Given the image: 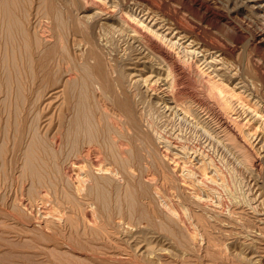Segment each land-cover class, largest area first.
<instances>
[{
    "label": "bare ground",
    "instance_id": "obj_1",
    "mask_svg": "<svg viewBox=\"0 0 264 264\" xmlns=\"http://www.w3.org/2000/svg\"><path fill=\"white\" fill-rule=\"evenodd\" d=\"M178 1L182 5V7L189 12L188 14H191L193 19L195 18V20L197 19L199 21V23H197V25H195L191 21H189V20H192L191 17H190L191 19L187 20L188 18L186 19L184 16L180 15V13H181L180 10H176L175 7H173L174 4L171 5V2L167 3L166 1H163V0H61V3L63 4V6L65 8L64 15L66 17L65 24L62 23V27H63V29L65 27V29H66V31H64L65 33L68 32V34H66V36H64V37H66L65 40L68 38L67 35L68 36L70 35L69 38L71 40H69V41L70 42L72 41V45L75 47V50L79 53V55L77 54L78 58H80V59L82 58L81 60H83L85 63V64H83V63L79 62L80 65L78 64L75 66L80 67L81 65H83V66L86 65V67H88L89 69H86L85 67L83 68V66L81 68L85 69V71L91 70L92 72L91 71H89V73L85 72L86 74L82 73V75L84 74L86 76L88 73L89 78L94 75V77L91 78L92 80L91 79L90 80L95 83L96 89H91V91L96 90L94 92L96 94L95 96H98L97 93H99V94L103 93V95L100 94L101 97L98 96L99 99L96 100L97 97H95V100H94V98H93V101L95 103L93 102L91 104H95V106H96L99 103V105H100L99 101L105 102V100H109L112 103V106H111L112 111L108 112L111 114L109 116L110 120H108V122L111 123V125L108 124V127H110V129H111L110 130V136L108 135V138H107L106 135L102 134L103 136H106L105 137L106 142L110 141L109 143L107 142L108 143V145H107L108 151L107 152H104V149H105V145L103 143L104 141L101 139L100 133H97L98 129L96 128V130H94L95 128L92 127V125L88 126V127L91 126L89 129H91V128L92 129L94 128V129H93V131L88 133V136L85 135L87 137L86 141H84L85 140L84 139L85 136L83 137L84 133L81 136L82 139H84L82 141L85 142L87 147L82 146L81 145L82 141L80 142L81 139H79L78 136L75 135V134H79L78 132L80 131V129H79V131L77 129L76 133L74 131L75 134L74 133L73 134L75 136L73 135V137H72V136H70L71 134L68 133V130L66 131L68 134L64 133L65 127H63L64 124H62L61 122H59L60 125H59V123H57L59 126L57 128L55 127L56 129L52 133L50 132L51 135L49 134L50 135V142H51L50 143L51 153L58 154L57 152H59L60 146H63L66 142L69 143L71 141V139H70L71 137L73 138V142H76L75 144H78V147L75 150L76 151L75 154L72 156L69 155V160H70V161H68V163H70L69 166H65L66 168L65 169L63 168V170L61 172L62 174H60L62 176H64V175L68 176L69 179L72 178L73 181H71L72 182L71 185H73V187L78 192L83 191L86 187V180L88 179V176H89L88 173L84 172V170L86 169V166H89L92 168V170L94 171V176H96L95 173H97V170L101 171L103 173H107V174L109 173L111 177H112L111 174L115 175L114 177H118L116 175L119 174L121 171L123 173V175H125V176L130 177V176H134V175L139 173V174H141L140 176L146 177V178L148 177L150 179L159 178V180L161 179V181H162V179H164L162 182L168 181V180L169 181H172V180L176 181L177 180L179 182L180 180L181 181L183 180V182H181L180 185L185 187L186 190L189 189L190 187H192V185L194 186V184L192 183V182H194L192 180L193 178L196 180L197 179L199 180V178H201V182H203V180H205V179L206 180L208 179L209 182H208V180H207V182L210 184H211V182L214 183V181L216 183L217 178H220V173L223 171L221 168H224V167L219 168L220 170L218 168H216L217 164H215L213 162V159H215V158L211 159L213 156L211 158H209V156H210L209 153H207L209 156L205 157L206 155L203 156L202 155L203 153L200 154V151H199V154H197V152L194 151L193 148H192V150L194 152L190 153V150L188 147H186L185 145H182L178 142L180 139H178V141H177V139H175L172 142H171V140L170 141L166 140V138L162 135L163 133L160 130L161 128L160 127L158 128L159 125L157 126V124H155V121L153 120L152 115L154 112L159 113L162 116L161 119L165 118L166 121L173 120L174 118H177V117H182V118L188 119L190 123L192 121V123L199 129V131L202 133V135H204V137H206V142L215 143V147L220 146V148H223V149L225 148L226 150H228L233 155V156L230 155L229 157H231V156H232L231 158L235 157L236 159H238L239 163L242 162L241 164H238V165H242L243 163L245 164V162H247V161L249 163L250 162L249 160L252 157V154L255 153L256 151L263 153L261 155L264 156V75H262V74L260 75V73L259 74L256 73L257 71H254L255 72L254 75H251V76L248 75L249 77H247V75H244L243 72L240 70L242 67L239 68V64L231 63L228 60V58L226 56L225 49H224V47L221 46L222 42L220 44L219 43L220 41L217 40V38H215V37L213 38V36L212 37L209 36L210 35L209 32H208L209 35L206 33V31L204 29L205 27L203 28L202 27L203 25H201V24H203L202 22H204L205 25L208 24V22L210 23V25L212 23L216 24L220 20L219 17H221L220 16L221 14H219V12L217 10L218 5L215 6L216 4L213 2V0H178ZM237 3L235 2L234 4L238 5V7L239 6L241 7V4H237ZM241 3L244 4L245 6H248L251 9V10L248 9L250 12V17H246V18H248L250 21H253L255 26L256 25L259 26L260 32L256 35V38L259 37L258 43L264 45V0H244ZM52 4H53V2H52ZM4 6L8 7V4H6ZM3 9H5V8H3ZM7 9L10 10L9 8H7ZM6 10H3V11L6 12ZM8 10H7V12H8ZM10 12H11V10H10ZM10 12H9L10 15L7 13V15H9V17H10V18L9 17L7 18V20H9V23L11 21H13L11 19V13ZM181 14H183V11ZM1 19H3V18L0 17V20ZM243 20H240V22L243 23ZM62 21H64V20H62ZM3 22L5 24L6 21L3 20ZM9 23H8V25H10ZM12 23H14V25L17 24L16 20L13 21ZM17 25H19L20 28L24 27L23 24H21L22 26H20V24H17ZM12 27L14 28V26H12ZM17 27L18 26H16V28ZM19 27L17 28L18 30H20ZM8 28L11 30V26H8ZM18 30H16L15 33L13 31L12 32L10 31L11 33H9L7 30L8 37L10 39L13 38L15 36L16 32L19 33ZM22 30H24V29H21L20 32L21 33L23 32V36H24V33L25 32L27 33V31H22ZM43 30H46V29H43ZM46 31H48V30H46ZM42 32H44V31H42ZM26 33H25V35H26ZM29 33L30 32H28L27 34L30 36L31 34H29ZM29 38H28L29 43L30 44L34 43L33 40H30ZM11 45H12V49H14L13 42L11 43ZM31 45H33V44H31ZM31 45H29V46H31ZM35 46L36 45H34V47ZM73 46L70 48H74ZM253 46L256 47V44L253 43ZM35 50H38V49L35 48ZM70 50H73V49H70ZM76 51H75V53H76ZM50 52L51 51H49V54H50ZM33 54H34V52H33ZM52 54H54L53 51H52ZM52 54H51V56H52ZM65 55L66 54H64V56ZM51 56L49 55V57H51ZM66 57H68V56L66 55ZM70 58H71V56H70ZM73 58H74V60H76L75 57H73ZM261 58L264 61V53L261 55ZM63 59L65 60L66 58H63ZM34 60H36V59H34ZM66 60H71V59H69V57H68V59H66ZM77 60L79 61V59H77ZM72 61H69V62L66 61V62L71 63L72 65H74L75 62L78 63L77 61L72 63ZM231 61H232V59H231ZM34 63H35V61H34ZM37 63H40L39 60L37 61ZM239 63H241V61ZM60 64H62V62H60L58 64L57 69H59L58 67ZM42 66H43V63H42ZM45 66L46 65H44L43 67H45ZM60 66H61L60 70L63 71L64 69L62 68V65H60ZM43 67H41V68L39 67V68L42 70ZM47 67L48 66H46L45 68H47ZM49 67H52V66H50V64H49ZM70 67H72V66H70ZM79 67H77V68H79ZM16 68L21 70V68H19V66ZM64 68H66V65ZM81 68H79V69H81ZM57 69L55 70V72L57 71ZM69 69H67V70L68 71L73 70V69H71V70H69ZM75 69H76V67H75ZM37 70H38V68H36V72H37ZM60 70L57 71V73L60 72L59 74H54V76L58 75L57 79L59 76H61L60 78H63V74ZM15 71L17 74H14ZM15 71L13 69L14 73L12 72L9 75L10 76L12 74L14 76L18 75L17 70H15ZM43 71H45V69ZM53 71H51V73ZM80 72H81V70H80ZM80 72H78V73H80ZM45 73L48 74V72H45ZM90 73H93V75ZM80 74H78L79 77L81 76ZM67 75H68V72H67ZM78 75L76 74L74 76H76V78H78L77 77ZM10 76H8V77H10ZM14 76H11V77L14 78ZM48 76L50 77V74ZM88 76H86V78ZM8 77H7L8 85L10 84L9 80H10V82L14 81V80L18 81V82H14V83H18V84L21 83V81L19 83V80L21 78L18 79V76H17L18 80L17 79L12 80L11 77L10 78H8ZM49 77H47V78H49ZM40 78H42V76ZM79 79L81 81L82 78H79ZM34 80H35V76H34ZM51 80H52V78H51ZM66 80L63 82L64 85L66 84L65 82H69V84H71L70 81H66ZM22 81H23V79H22ZM58 81H59V79H58ZM60 81H62V80H60ZM80 81L76 79L74 84H77V82L79 83ZM87 81L88 80H86V82ZM91 81H88V82H91ZM83 82H85V81H83ZM86 82L83 85H86ZM42 83H40V84H42ZM49 83H51V82H49ZM74 84L72 86H74ZM53 85L54 84L52 83V86ZM64 85H63V87H64ZM89 85H90V87L94 86L93 84H92L93 85L92 86L91 83ZM5 86H6V82H5ZM10 86L11 85H9L8 88L6 87L9 92H7L6 90L3 89L4 91H6L8 93L7 94L5 92L9 96L8 97L9 100L11 98L10 96L14 93V92L10 93L11 89L14 90V86L13 87L11 86L12 88L9 89ZM45 86L46 85H43V87L46 89ZM43 87H42V89H44ZM60 87H62V86H59V89L56 91L57 94L63 93V89L67 88V87H64V88H60ZM74 87H77V86H74ZM78 87H80V86H78ZM51 88L53 89V87H51ZM68 88L70 89V85L68 86ZM82 88H85L87 90L88 87L86 88L85 86H82ZM17 89H18V86H17ZM17 89L15 88L16 92L19 91V89L18 90ZM47 89H50V88H47ZM47 89H46V91H47ZM75 89L78 90L77 88H75ZM73 90L74 89H72V92L74 94V92H76V90L75 91H73ZM24 91L25 90H21L20 92L24 93ZM84 91H83V93H84ZM41 92H42V90H41ZM40 93H39V95L41 96ZM32 94H34V93H32ZM52 94H54V92ZM64 94L66 95V93H64ZM64 94H62V95H64ZM86 94H83V95L85 97H89V98H88V100L85 98V101L87 100L90 103V98L94 97V96H92L93 93L90 94L92 97L88 96V93H86ZM68 95H67V97H69ZM76 95H77V97H78V95L80 97V94H78V92ZM0 96H1V94H0ZM15 96H18V95H15ZM15 96H14V98H15ZM4 97L7 98L6 96H4ZM42 97H40V99ZM71 97H74V95ZM21 98L23 101L22 100H20V101H22L23 103H25L26 101L27 102L29 101V103H31L30 98H29V100L25 101L24 100L25 98L19 97L18 100ZM32 98H34V97H32ZM8 99H4V100L6 101ZM15 99H17V98H15ZM38 99H39V97H38ZM44 99H45V97H44ZM57 99L58 98L56 97V100ZM70 99L72 101V98H70ZM47 100L48 99H46V101ZM53 100H54V98H53ZM62 100H63V98H62ZM73 100H76V97L73 98ZM78 100L80 101V98ZM81 100H84V99L81 98ZM5 101H4L5 105L8 104L7 103L8 101L7 102H5ZM20 101H18V102H20ZM36 101H37V99L35 100V102ZM60 101H61V98H60ZM65 101L68 102L67 99H65ZM65 101L63 100V104L64 103L66 104ZM96 102H97V104H96ZM71 103H74L77 106L78 104L80 105L83 102L81 101L80 103L78 102V104H77L76 102L73 101V102H70L69 106L67 104L66 105L68 107H70V106L73 107L74 104L71 105ZM19 104L20 103H18V105ZM56 104H58V103H56ZM63 104L61 103L58 106H60V107L62 106L65 110V108L67 106L64 107ZM105 104L106 103H101V105H102L101 107L106 109V111H108L107 107H109V106H107ZM24 105L25 104H23V106ZM47 105H49V104H47ZM55 105H53V106L55 107ZM32 106L34 107L35 105H32ZM39 106H40V104H39ZM82 106L84 108V106H86V105H82ZM33 107H30V108H33ZM35 107H37V106H35ZM41 107L43 110L44 109L43 106H41ZM68 107L66 108V110L67 109L69 110ZM48 108H50V107H48ZM59 108L58 109L54 108V109L59 110ZM87 108H89V111H90V109H92L94 107L87 106L86 109ZM96 108L98 109V107H95V111H94L95 113L101 112L100 110H103V109H100V107H99V111H98ZM26 110L27 109L25 107V111ZM46 110H47V108H46ZM72 110H74V107ZM78 110L79 109L77 108L76 111H78ZM87 110L86 111L84 110L85 113L88 112ZM92 110H94V109H92ZM109 110H110V108H109ZM50 111H52V109ZM76 111L74 113L71 112V114L73 116H74V114H75V116L78 115L76 113H79V112H76ZM10 112L11 111H9V113ZM61 112H63V110ZM104 112L105 111H103V113ZM27 113H29V110ZM52 113H53V111H52ZM67 113H65V114H67ZM80 113H81V111H80ZM85 113H81L84 115L83 116L80 115V116H82L80 118V120L77 119V116L74 117L78 120L77 121L73 118L74 121H77L79 123L82 118H84V120H85V117H86ZM93 113L91 112L89 114L92 116ZM63 114H64V112H63ZM68 115L70 116V114H68ZM72 115H71V117H72ZM90 115L89 116L87 115L88 116L87 119L90 117ZM100 115L102 116V113H100ZM105 115H107V114H105ZM154 115H155V113H154ZM26 116H28V115L26 114ZM26 116H25V118H27ZM46 116L49 118V115L46 114ZM57 116L58 115H56V117ZM101 116L97 115V117H95L96 119H94V118L93 119L96 122H98L97 118H99V117L101 118ZM104 116H102V117H104ZM156 116H158V114ZM10 117H11V115H10ZM62 117H65V115ZM14 118H16V117H14ZM14 118H11V119H14ZM67 118H65V119H67ZM78 118H79V116H78ZM105 118H106V116L102 119L105 120ZM0 119H4V118L0 117ZM24 119H23V122H24ZM40 119H42V118H40ZM51 119H48V120H51ZM61 119L62 118L60 117L59 121L64 122L63 121L64 119H62V120ZM68 119H69V121L73 120V119L70 120V118H68ZM107 119L108 118H106V120ZM15 120L16 119H14V122H15ZM38 120H39V118H38ZM89 120H90V118H89ZM89 120H87L88 122L84 121V124L89 123ZM6 121L7 120H5V122ZM10 121H13V120H10ZM53 121L55 122L58 120L56 118ZM74 121H72L74 123V125L78 126V124L77 123L75 124ZM19 122H21L20 119H18L17 124ZM23 122H21L20 124L23 125L22 124ZM28 122L29 121L24 123V125L26 127L28 125L27 124ZM1 123H3V121H1ZM1 123H0V125H1ZM9 123L10 122H8L7 124H9ZM37 123H38V121L36 122V124ZM66 123L68 125L71 122L70 123L66 122ZM80 123H81V125L83 124V122H80ZM91 123H94V122H91ZM99 123H101V122H99ZM40 124H37V126ZM42 124L40 125V127L42 126ZM49 124H52V123H50L48 121V124H46V125H49ZM96 124H98V123H96ZM171 124H173V123H171ZM177 124L179 125V123H177ZM14 125L15 124H12V127ZM98 125H96V126H98ZM101 125H104V124L102 123ZM101 125H99V126H101ZM160 125H161V123H160ZM165 125H166V122H165ZM180 125L183 126V124H180ZM1 126L3 128L4 126H6V124H4V126L3 125H1ZM17 126L15 125V127H17ZM28 126H31V125L29 124ZM53 126H54V124H53ZM79 126H80V124H79ZM83 126H86V125H83ZM161 126H163V125H161ZM35 127L33 126L32 128H35ZM46 128H47V126H46ZM48 128L52 129V127H49V126H48ZM98 128L100 129V127H98ZM14 129H12V130H14ZM17 129H15V130L17 131ZM24 129H21V130L24 131ZM102 129L105 130L106 128H102ZM168 129H170V127ZM171 129H173V126ZM179 129H181V128L179 127ZM9 130H10V128H9ZM21 130H20V132H17L16 137L12 136L14 134L11 133L12 138H14V140L12 138H11V140L14 141V142H12L13 143L12 148L14 150H18V152L24 150L23 153H24V159L25 160H21V159L17 160V161L21 160V162L25 161V163H23V164L27 165V167H26L27 169L25 168L24 169L25 171L22 170L24 172V175H26L25 173L27 171V172H30L28 174L31 176V179H33L36 182H39L40 184L42 182L45 183V182H48L50 180L49 182H53L56 185V182H55L56 180H54L53 176H52L53 175L52 169L54 168V166H55V168H57L56 166L58 165V160H59L58 156L54 155V157H52L50 155V153H48V155H49V157H48L47 153L44 151L45 148H43V146H41L39 144L40 142L38 141L39 143H37L35 141L36 139L34 140L33 137H32V139L29 138L31 141L29 139L24 140L25 134H24V132H21ZM25 130H27V129H25ZM29 130H33V129H29ZM81 131H83V130H81ZM2 132L3 133L6 132L5 128L3 129ZM2 132H0L1 138L4 140L7 139V138L2 137ZM9 132H6V133L9 134ZM15 132H13V133H15ZM27 132H30V131H27ZM35 132H37V131H35ZM37 133H39V132H37ZM176 133H174V134H176ZM33 134H35L34 138H36V133L33 132ZM27 135H28V133H27ZM29 135H30V133H29ZM42 135L43 134H40V136H42ZM49 135H47V136L45 135V136L48 138ZM8 136H6V134L4 133V137H8ZM11 136H9V137H11ZM31 136H33V135H31ZM40 136L38 137L39 139H37V140H40V138H41ZM179 136L181 137V135H179ZM46 137H45V139H46V143H47ZM9 140H10V138H9ZM9 140H8V142H9ZM11 140H10V142H11ZM23 140L25 141V143L23 142ZM27 140L29 141L28 143H26ZM42 140H41V142H42ZM1 143H3V142H1ZM4 143L9 146L8 143H6V142H4ZM23 143L25 145L27 144L26 146H24L25 147L24 149L22 148ZM3 144H0V145H3ZM135 144L137 145L136 147H135ZM71 146H72V144H71ZM206 146L209 147L208 144ZM206 146H204V147H206ZM212 146H214V145H212ZM4 147H5V145H3V147L0 146L1 152L3 150L2 148H4ZM7 147L5 149L8 152L9 148H7ZM159 147L164 150L165 153L163 152L164 153L163 155L159 154V150H158ZM61 149L62 148H60V150ZM190 149H191V147H190ZM198 149H196V150H198ZM52 150H54L55 152L54 151L52 152ZM66 150L67 149L65 148L62 151H66ZM135 150H137L138 152ZM131 151H135L134 155L130 154ZM1 152H0L1 156H6L9 153L8 152L6 154L5 151H3L4 154H6V155H4V154H1ZM69 152L72 154V151H69ZM69 152H67V153H69ZM13 153H15V151ZM64 154H66V153H64ZM104 154H106L109 157L110 161H109V159H108V162H107V160H106V162L104 161L105 160ZM19 155H22V154H18V156ZM254 155L256 156L257 154H254ZM259 155H257V156H259ZM255 156H253V157H255ZM10 157H11V155H10ZM11 158H13L11 160V161H13L14 158L18 159L19 157L14 156ZM11 158H9V160L7 159V161H10ZM189 158H191V160H194V164H195L194 169L195 170L197 169V171L200 172L202 177H200V176L196 177V176H194L193 173L189 174L188 173L189 170H192V169H188V170H186L187 172L186 171L184 172V170L186 169L188 161H190V160H188ZM255 158H253V159L255 160ZM5 159H6V157H5ZM106 159H107V157H106ZM262 159H264V158H262ZM14 162L15 161H13V164L15 165ZM252 162L254 163V161H252ZM21 164H20V166H21ZM44 164H48L47 168L48 169L50 168L49 171L47 170L46 167H44L45 166ZM143 164L145 165V167L143 166ZM190 164L192 166L191 162H190ZM218 164H219V162H218ZM250 164H251V162H250ZM137 166H138V168H137ZM141 166H143L144 168ZM191 166L189 165L190 168H192ZM184 167H185V169H184ZM28 168H30V169H28ZM91 168H89L88 170L91 171ZM252 168H251V170H252ZM22 171L20 170L19 172H22ZM54 171H56V170H54ZM58 171H60V170L58 169ZM137 171H139V172L137 173ZM197 171H195V172H197ZM192 172H193V170H192ZM224 173H226V172H224ZM20 174H23V173H20ZM60 175H58V176H60ZM119 175H121V174H119ZM221 175L223 176V174H221ZM21 176L23 177V175H21ZM114 177H112V178H114ZM183 177H184V179H183ZM221 178H223V177H221ZM224 178H225V176H224ZM56 179H59V178H56ZM69 179H68V181H69ZM206 180L204 181V183L206 182ZM169 181H168V183H170ZM173 182H171V183H173ZM186 182H190L191 184L186 183ZM222 182H220V183H222ZM61 183H63V182H61ZM255 183H258V182L255 181ZM216 184L217 185H215V186L217 187L218 183H216ZM59 185H61L60 182H59ZM200 185L201 184H199V186ZM223 185H225V184H223ZM258 185H259L258 187H260V188L257 187L259 189L258 190L259 192L255 193V195L253 196V199L250 198L251 200H254V198H255V203H254V205L251 204L252 205L251 207L249 206L251 208V210L254 211L255 220L259 222V226L257 223L255 224V226L257 225L259 227L257 229L258 232L255 231L256 229L252 230V231H254L255 235H253V237H251V238L245 239L243 242H239L241 240L237 241L236 239L232 240L233 238L229 242H226L227 240L225 241L227 244L229 243V245H227V246H229L230 247V248L228 247L229 250H232V252L234 253V257H236L237 260L242 261V263H244V264H261V262L263 261V258H264V255H261L259 253V251L257 250L258 247H256V242H255V241L259 240L262 236H264L263 235L264 232H261V228H264V189H263V187H261L260 184H258ZM176 186H177V184H175V189L177 188ZM203 186L204 185H201V187H203ZM64 187H65V184H64ZM173 187H174V185H173ZM62 188H61V190H64V188L63 189ZM208 188L203 189L202 191L200 190V188H194V192L192 194L190 193L191 194L190 198L192 199V202L195 204V206L197 208H201L204 210L207 208V210H210L209 212H215V209L217 210L218 208L223 209L224 206H223V202L220 200L221 197H220V199L216 198V196L214 197V195L212 193V191L215 190V187L213 188L211 185ZM92 189L90 188V190H92ZM102 189H104V188L101 185H97L94 188V190L97 191V193H98V190L103 191ZM58 190L59 189L57 188V185H56L55 191L57 192ZM61 190H60V192H61ZM189 190H192V189H189ZM95 191H93L94 192L93 194H95ZM100 191H99V195L101 196L102 194H100V193H103L105 191H103V192H100ZM182 191H185V190L183 189ZM232 191L236 194V192L234 190H232ZM189 192H191V191H189ZM189 192H188V195H189ZM39 193H42V197H44L47 195V189L42 188V190ZM90 193L92 194V192H90ZM183 194H182V196H183ZM99 195H95V196L99 197ZM179 195H180V193H179ZM104 196H106V195H104ZM234 196H236V198H237V194ZM102 198L104 199L103 201H105L106 197L102 196ZM131 198H133V197H131ZM237 199H239V198H237ZM234 201L236 202L235 199H234ZM133 203H132V205L134 206ZM237 204H236V206H237ZM24 205L25 204H23V207H24ZM166 206H168V209H170L169 208L170 205H166ZM183 206H184V204H183ZM170 207H172V205ZM229 207H230V203H229ZM173 208L170 211H174L176 209L175 207H173ZM182 208H185V207H182ZM234 211H235V208L230 209V217H231L232 213H235L237 210L235 212ZM209 212L207 214H209ZM24 213L21 212L18 215L14 216L15 221L13 222V224L12 223L11 224L17 225L18 223H20L22 221V219H25V221H26V217H25ZM66 213L67 212L64 211V209L60 210V211L58 209H54V211L49 210V209L48 210H42L40 212V214H42L41 218H43L42 220L46 219V221H44V223H43V229L46 230L47 232H49L48 235H49L51 240H56V241L61 242V246H62V244H64L67 248L69 247L71 249L72 247H75V249H76L78 246L77 245L74 246L73 244H74V242L76 243V241L78 242V240H77L78 237H76V241H72L73 242V244H72V242L69 243V242H66L65 240H60L59 234H58V236L55 235V233L57 232L56 230H55L56 232H53L55 229L54 226L57 225L54 222V220L56 218H58V217L62 218L65 216L64 219H66L65 221L67 223H68L69 219L72 218V216L69 215L70 212L68 214H66ZM219 213L222 214L223 216H225V215L229 216V214L227 212L226 213L225 212H219ZM29 214H32V213L30 212ZM172 214H174V213L172 212ZM55 215H58V216L55 217ZM238 215H239V213H238ZM26 216H28V215H26ZM50 217L54 218V220L53 221L50 220V222H49L48 218H50ZM84 217L89 221V224H92V226H94L95 224L100 222V221H98L99 218L97 219V217H96V209H94V210L90 209V211H85ZM235 217H237V216H235ZM206 218H207V216H206ZM210 218L212 220H215L216 217L214 215H211L208 218V220H210ZM100 219H102V218H100ZM201 219L202 218H200V220ZM226 219L227 218H225V220ZM37 220H39V219H37ZM102 220H104V219H102ZM206 220H204V221H206ZM238 220H239V217H238ZM65 221H63V222H65ZM104 221H107V220H104ZM178 221H179V219H178ZM235 221L237 222V220H235ZM39 223H40V221H39ZM195 223H193V225H195ZM208 223L210 224L211 221ZM230 223H232V222L230 221ZM230 223H227V224L229 225ZM254 223H255V221H254ZM62 224H65V223H62ZM196 224L199 226L198 223H196ZM84 225H87V227H88V223L84 224ZM84 225H82V226H84ZM98 225H100V224H98ZM102 225H100L99 227H101ZM193 225H192V227H193ZM211 225L213 226V223ZM5 226L7 227V225H5V224L2 225L0 223V246H2V248L7 250V251H10V252L15 251L16 252V249L20 245V242L18 243L19 240L17 241L16 239H15L16 240L15 241L11 238H8V239L2 238L3 236L1 234L3 233V235H4L5 232H8V228H6ZM39 226L41 227V224ZM39 226H38V228H39ZM215 226H217V225H215ZM223 226H225V224ZM235 226H237V225H235ZM17 227L18 226H16V229H19ZM25 227H26V229L25 228H23V229L26 230L27 232H25V233L28 234L29 230H27V226H25ZM63 227H62V229H63ZM99 227H97V228H99ZM243 227H245V226H243ZM248 227L249 226H247V228ZM74 228L79 229V227H76V226L73 227L72 229L74 230ZM101 228H104V227H101ZM199 228H200V226H199ZM209 228H211V226ZM59 229H60V227H59ZM92 229L93 228H91V230ZM194 229H195V227H194ZM251 229H253V228H251ZM80 230H82V232H80ZM89 230H90V228H89ZM101 230L103 231V229H101ZM199 230L196 233H199ZM204 230H205V228H204ZM233 230L236 231L239 229H233ZM13 231L16 232L15 230H12V232ZM107 231H105L106 234H108ZM195 231H196V229H195ZM17 232H19V231H17ZM47 232H45V233H47ZM78 232H80V234L84 233L83 229H79ZM91 232L93 233L95 231H91ZM207 232H209V231H207ZM111 234H113V233H111ZM206 234L207 233H205V236H207ZM208 234L210 235L211 233H208ZM228 234H230V233L228 232ZM6 235H4V236H6ZM11 235H10V237H11ZM48 235H46V237ZM77 235H78V233H77ZM18 236H19V234H18ZM88 236H89V234H88ZM92 236L93 235L91 234L90 238H92ZM193 236H195V235H193ZM197 236L198 235H196V237ZM210 236H212V235H210ZM248 236H250V235H248ZM259 236H261V237H259ZM69 237H70V239L73 238L72 240L75 239V237H71L68 235L67 236L68 240H70ZM80 237H81V235H80ZM103 237H104V234H103ZM18 238H20V237H18ZM211 238H210V240L212 241ZM80 239H82V238H80ZM93 239L94 238H92V241H93ZM97 240H98V238H97ZM222 240H223V238H222ZM211 241H210V243H213V241L212 242ZM259 241H263V240L261 239ZM221 243L216 242V244H220V245H221ZM57 244H58V242H57ZM57 244H55V245H57ZM209 244H208V246H210ZM214 244H215V242H214ZM214 244H212V245H214ZM257 244H258V242H257ZM86 248L89 249V247H87V246H86ZM68 251H70V250H68ZM96 251H94V252H96ZM87 257H89V256H87ZM92 258L93 257H91V259ZM100 258H98V259H100ZM59 260H63V258H61V259L59 258ZM32 263H33V261H32ZM9 264H28V263L27 262L14 261V262L9 263Z\"/></svg>",
    "mask_w": 264,
    "mask_h": 264
},
{
    "label": "rangeland",
    "instance_id": "obj_2",
    "mask_svg": "<svg viewBox=\"0 0 264 264\" xmlns=\"http://www.w3.org/2000/svg\"><path fill=\"white\" fill-rule=\"evenodd\" d=\"M163 1H166L167 3L171 2V5L174 4L175 6L173 5V7H175L176 10H180L181 13L183 11V14H181L178 11L180 13V15L184 16L186 19L188 18L187 20L192 18V20H189V21H191L193 24L197 25V23H199V21L197 19L196 20H195V18L193 19L191 14H188L189 12L182 7V5L179 3L178 0H177L178 2L176 0H163ZM216 1L217 0H213V2L216 4V5L215 4L214 5L215 6L218 5L217 10H218L219 14H221L220 15L221 17H219L220 20L216 24L212 23L211 25L209 22H208L209 25L208 24L205 25V23L202 22L203 23V24H201V25H203L202 27L203 28L205 27L204 29H205L207 34L209 32V34H210V35L208 34L209 36H211V37L213 36V38L214 37L217 38V40L220 41L219 42L220 44L222 42L221 46L224 47L228 60L231 63L239 64V68L242 67L240 70L243 72L244 75H247V77H249L248 75H250V76L254 75V73H255L254 71H257L256 73H258V74L260 73V75L261 74L264 75V61L261 58V55L264 53V45L258 43L259 37L256 38V35L260 32V28L257 25L255 26L253 21H250L248 18H246V17H250L249 10H251V9L248 6H245L244 4L241 3L244 0H221V1L218 0L217 2ZM52 2H53V4H52ZM235 2L236 3L238 2L237 4H241V7L240 6L238 7V5L234 4ZM6 4H8V7L4 6ZM3 8H5V9H3ZM7 8H9L11 10V12ZM6 9L8 10V12ZM3 10H6V12H4ZM64 11H65V8H64L63 4L61 3V0H0V17L3 18L0 20V26H1L0 27V86L2 87V88L0 87V89L2 90V91L0 90V94H1V96H0V117L7 120L6 121L7 123L10 122L9 124H7L4 119H0V123H1V121H3V123H1V125L4 126V124H6V126H4L3 128L0 125L1 126L0 132H2L3 129L5 128L6 132L10 131L9 132L10 135L8 133L4 132L6 134V136H8V135L11 136L12 134H14L12 136L16 137L17 132H20L21 129H24L26 127L24 125V123L29 121L27 124L28 125L30 124L31 126H28L26 124L27 127L25 129H27V130H25V129H24V131L21 130V132H24V134H25L24 140L29 139V138L32 139V137H33L34 140L36 139L35 141L37 143L40 142L39 144L41 146H43V148H45L44 151L47 153L48 157H49L48 153H50V155L52 157H54V155H56L59 158L58 165L56 166L57 168H55V166H54V168L52 169L53 170V172H52L53 179L56 180L55 182H56L57 188L59 189L56 192L55 191L56 185L53 182H49L50 180L48 182H45V183L42 182L40 184L39 182H36L33 179H31V176L28 174L30 172L26 171V173H25L26 175H24L23 171H25L24 169L27 167V165L23 164V163H25V161L21 162V160H25L24 159V153H23L24 150L23 151L19 150L20 152H18V150H14L12 148V146H13L12 142H14L11 140L12 136L11 137H9V136L4 137V133L2 132V137L7 138V139L4 140L0 136V141L3 143L4 142L8 143L9 146L6 145L5 143L3 144L0 142V144L5 145V147L2 148L3 149L2 152H1V150H0V152H1V154H4L3 151H5L6 154L8 152L9 153L7 155L4 154L6 156L0 155V160H1L0 161V223L2 225H4V224L7 225V227L6 226L5 227L8 228V232H5V234H4V235L7 234L6 235L7 237L4 236L3 233L1 235L3 236L2 238H7V239L11 238L13 240L16 239L17 241L19 240L18 243L20 242V245L16 249V252L15 251H11V252L7 251V250L3 249L2 246H0V264H9V263H12L14 261L27 262L28 264H244V263H242V261H239V260H237L236 257H234V253L232 252V250H229L230 247L227 246V245H229V243L227 244L226 242L231 241L232 238H233L232 240L236 239L237 241L241 240L239 242H243L245 239L251 238V237H253V235H255L254 231H252V230L256 229L255 231H257V229L259 228L258 227L259 222L255 220L254 211H252L250 207L252 205H254V203H255V198H254V200H251V199H253V196L255 195V193L259 192L258 188H260V187H258L259 186L258 184H260L261 187H263V189H264V163H263L264 159H262V158H264V156L261 155L263 153L256 151L255 153L252 154V157L255 156L254 154H257V155L260 154L259 155L260 157L256 155L255 157L257 159L255 157H253V158H255V160L251 157L249 160L251 162V164H250V162L248 163V161H247V162H245L246 165L244 163H243L244 165L243 164L238 165V164H241L242 162L239 163L238 159H236L235 157L231 158L233 155L228 150H226L225 148H224L225 149L224 150L223 148H220V146L215 147V143L206 142V137H204V135H202V133L192 123V121L190 123L188 119H185L182 117H177V118H174L173 120L166 121L165 118L161 119L162 116L159 113L154 112L155 115H154V113L152 115L153 120L155 121V124H157V126L159 125L158 128L159 127L161 128L160 130L163 133L162 135L166 138V140H168V141L171 140V142H172L175 139H177V141H178V139H180L178 142L180 144L188 147L190 150V153L191 152L193 153L194 151H196L197 154H199V151H200V154L203 153L202 154L203 156L206 155L205 157H208L210 155L209 158H211L213 156L211 159H213V158L216 159V160L213 159V162L215 164H217L216 168L219 169L221 167H224V168H221L223 171L222 170H221L222 172L220 171L221 172L220 178H217V180H216V183H218L217 187L215 186V185H217L215 183V181H214V183L210 181L211 182V184H210V183H208L209 182L208 179H207L208 182L205 179L207 183L206 182L204 183L205 180H203V182H201V178H199V180L198 179L196 180L193 178L192 180L194 182H192V183L194 184V186L192 185L193 188L192 187L189 188L192 190H189V189L186 190L185 187L180 185L181 182H183V180L182 181L180 180L178 182L177 180L174 181L171 179L172 181L168 180L170 183H168V181H164L165 182L164 183V182H162L164 179H162V181H161V179L159 180V178L150 179L148 177L147 178L142 177V176H140L141 174L138 173L139 171H137V173L139 175L136 174V175L130 176V177L123 175V173L120 171L119 174H121V175L117 174L116 176H118V177H114L115 175L111 174L112 177H114V178H112L109 173L107 174V173H103V172L97 170V173H95L96 176H94V171L92 170V168L89 166H86V169L84 170V172L89 174L88 179L86 180V187L83 191L78 192L73 187V185H71L72 184L71 181H73L72 178L69 179L68 176H66V175H64V176L60 175V174H62L61 172H62L63 168L65 169L66 168L65 166H69V164H70V163H68V161H70L69 155L70 156L74 155L76 152L75 150L78 147V144H75L76 142H73V138H72L73 135L77 132L76 131L77 129H78V131L80 129V131L78 132L79 134H75V135H77L78 138L81 139L80 140V142H81L84 139H85L84 141H86L87 137L85 135L88 136V133L93 131L94 128H95L94 130H96V128H97L98 129L97 133H100V137L104 141L103 142L105 145L104 152L108 151L107 145L110 141H107L108 142L107 143L105 137L107 136V138H108V135L110 136V130L111 129H110V127H108V124L111 125V123H109L108 120H110L109 116L111 114L108 112L112 111V109H111L112 103L109 100L104 99L105 102L99 101L100 105H99V103L97 104V102H98L97 101L96 106H95V104H91L94 102L93 98L95 100V97H97L96 98V100H97V99H99L98 96H100V94L103 95V93L99 94L96 92L98 94V96H95L96 94L94 92L96 90L91 91V89H96L95 83L91 81L92 80L91 78H93L94 75H93V73H90L93 76L91 75L92 77L89 78L88 73L91 70L85 71V69H83L84 67L86 69H89L88 67H86V65H84V66L81 65L80 67L75 66L78 64L80 65V63H83V64H85V63L83 60H81L82 58L81 59L78 58L79 53L75 50V47L72 45V41L71 42L69 41V40H71L69 38L70 35L69 36L67 35L68 40L67 39H66L67 41L65 40L66 37H64V36H66V34H68V32L65 33L64 31H66V29H65V27L63 29V27H62V23L65 24V19H66L65 15H64ZM9 12L11 13V19L13 21L16 20L17 24H20V26H22L21 24H23L24 27L20 28L19 25H17V24L14 25L15 22L12 23L13 21H11L9 23V20H7V18L10 15ZM7 13L9 15H7ZM3 20L6 21L5 24H4ZM62 20H64V21H62ZM240 20H243V23L240 22ZM8 23L10 25H8ZM8 26H11V30L8 28ZM12 26H14V28ZM16 26H18L20 30L24 29L22 31H27V33L30 32L29 34H31V35L29 36L25 32L26 35L24 33V36H23V32L21 33L20 30L17 29L18 27L16 28ZM43 29H46L48 31L43 30ZM7 30L9 33H11L12 31L15 33V31L18 30L19 33L16 32L15 36L10 39L8 37ZM41 30L44 32H42ZM27 37L30 40H33L34 43H31L33 45H31L29 43V40ZM12 42H13L14 49H12V45H11ZM253 43L256 44V47L253 46ZM29 45H31L32 47ZM34 45H36V46L34 47ZM72 46L74 48H70ZM35 48L38 50H35ZM70 49H73V50H70ZM74 50L76 51V53ZM49 51H51L50 54H49ZM52 51L54 52V54H52ZM33 52H34V54H33ZM51 54H52V56L53 55L54 56L52 57ZM64 54H66L69 57V59H71V60H66V59H68V57H66V55L64 56ZM49 55L51 57H49ZM70 56H71V58H70ZM73 57H75L76 60H74ZM63 58H66V59L64 60ZM34 59H36V60H34ZM77 59H79V61ZM231 59H232V61H231ZM238 59L241 61V63H239L240 61ZM38 60L40 63H37ZM34 61H35V63H34ZM64 61L65 62L66 61H68V62L72 61V63L77 61L78 63L75 62L74 65H72L71 63H68V62L65 63ZM58 62L59 63L62 62V64H60V65H62V68L64 69L63 71L60 70V67H61L60 65L58 67L59 69H57V66L59 64ZM42 63H43V66L46 65L48 67L47 68H45L46 66L43 67ZM49 64L52 67H49ZM65 65H66V68H64ZM18 66H19V68H21V70L16 68ZM38 66L40 68L43 67L45 69V71H43L44 70L43 68L41 70ZM70 66H72L73 68ZM74 66L76 67V69ZM82 66H83V68H81ZM77 67H79L81 69H79ZM36 68H38L37 72H36ZM13 69H14V71L17 70V72H18V75H16V76H14L13 74L11 75V76H14V78L9 75L13 72ZM56 69H57V71L60 70L63 74V78H60L61 76L58 77L59 81L57 79L58 75L54 76V74L60 73V72L57 73V71L55 72ZM67 69H69V70L73 69V70L68 71ZM80 70H81V72H80ZM51 71H53L54 73L53 72L51 73ZM77 71L80 72L81 74L78 73ZM45 72H48V74ZM67 72H68V75H67ZM85 72H88L86 75V76H88L87 78L84 74L82 75V73H85ZM14 74H17L16 71ZM49 74H50V77L48 76ZM76 74L77 75L80 74L81 76L79 77V75H78L77 76L78 78H76V76H74ZM8 76H10L12 80L17 79V76H18V79L21 78L19 80V83L21 81L20 84L14 83V82H18V81L14 80V81L10 82V80H9V83H10L9 85H11L12 87L14 86V90L11 89L12 88L11 86L9 88L12 90V91L10 90V93L14 92L12 95L9 93L11 95L10 100L8 99L9 96L7 95L8 94L7 92H9L7 89L9 87L8 81H7ZM34 76H35V80H34ZM41 76H42V78H40ZM10 77H8V78H10ZM47 77H49V78H47ZM51 78H52V80H51ZM75 78L79 81H80L79 78H82V79L79 83L77 82V84H74L75 80H76ZM22 79H23V81H22ZM60 80H62V81H60ZM65 80L70 81L71 84H69V82H65L67 85L66 84L64 85L63 82ZM86 80L91 81V82H88V81L86 82ZM83 81L86 82L87 86L83 85V84H85V82H83ZM5 82H6V86H5ZM49 82H51V83H49ZM40 83H42L43 85H46L45 86L46 89L47 88H50V89H47V91H46V89ZM52 83L55 86L54 85L52 86ZM90 83H91V85L93 84L94 86L92 85L93 87H90V85H89ZM62 84L64 85V87H67V88H64ZM68 84L70 85V89L68 88V86H69ZM73 84H74V86H77V87L72 86ZM80 84L82 86H85L86 88L88 87L87 88L88 91L85 88H82V86ZM58 85L62 86L60 88H64L63 93H60V94L56 93V91L59 89ZM3 86L5 88L6 87L7 88L5 89ZM17 86L19 89V91H18L19 93L15 91V88L17 89ZM78 86H80V87H78ZM42 87L44 89H42ZM51 87H53V89ZM71 88L74 89L73 91L76 90L75 88H77L78 90H76V92H74V94H73ZM3 89L6 90L7 92L4 91ZM40 89L42 90V92ZM21 90H25L24 93L20 92ZM83 91H84V93H83ZM53 92H54V94H52ZM77 92H78V94H80V97L78 95V97L80 98V101L78 100L79 98L76 95ZM32 93H34V94H32ZM39 93L41 94V96L39 95ZM64 93H66V95ZM86 93H88V96H91L90 94L93 93L92 96H94V97L91 96L92 98H90V103H89V101H87L89 97H85L83 95ZM14 94L18 95L19 97L25 98L24 99L25 101L29 100V98H30L31 103H29V101L28 102L26 101L25 103H23L22 98L18 100L19 97L15 96ZM62 94H64L65 96ZM67 95L69 97H67ZM73 95H74V97H71ZM4 96H6L7 98H5ZM14 96L17 99H15ZM32 97H34V98H32ZM38 97H39V99H40V97H42V98L39 100ZM44 97H45V99H44ZM56 97L58 98L57 100H56ZM75 97H76V100H73V98H75ZM3 98L8 99V100L5 101ZM53 98H54V100H53ZM60 98H61V101H60ZM62 98L64 101H65V99H67L68 102L74 101L77 104H78V102L80 103L82 101L84 104L83 103H81V104L86 105V106H84V108H83V106L81 104L80 105L78 104L79 106L78 105L76 106V104L71 103V105L74 104L73 105L74 110H72L73 109L72 106L68 107L70 105V102L68 103L65 101L66 104L68 103L67 104L68 106H67L65 103L63 104ZM70 98H72V101ZM81 98L84 100H81ZM85 98L87 99L86 101H85ZM36 99H37V101L35 102ZM46 99H48V100L46 101ZM3 100L5 102L8 101L7 102L8 104L5 105ZM17 100L18 101L22 100V101L18 102ZM18 103H20V104L18 105ZM38 103L40 104V106ZM56 103H58V104H56ZM61 103L63 104L64 107L67 106L69 108V110L68 109L66 110L67 107L64 110V108L62 106L61 107L58 106ZM101 103H106L105 105L109 106V107H107L108 111H106V109L101 107L102 106ZM23 104H25L24 106L27 109L26 111H25V107L23 106ZM47 104H49V105H47ZM32 105H35L37 107L34 106L35 107L34 108ZM53 105H55V107ZM41 106H43V108L45 110L44 109L42 110ZM87 106L94 107V108H92L94 110L90 109V111H89V108H87L88 109L87 110L86 109ZM30 107H33V108H30ZM48 107H50V108H48ZM95 107H98V109L96 108L98 111H99V107H100V109H103V110H100L101 112L95 113L94 112ZM46 108H47V110H46ZM54 108L55 109L59 108V110H55ZM77 108L79 109L78 111H76ZM109 108H110V110H109ZM51 109H52L53 113H52V111H50ZM28 110H29V113H27ZM62 110H63L64 114H63V112H61ZM84 110L85 111L87 110L88 112L85 113ZM9 111H11L12 113L10 112L11 113L10 114ZM70 111L73 113L75 111L79 112V113H76V114H78V115H76L78 120H80V118L84 115L81 113L86 114L85 120H84V118H82L80 121V122H83L82 125L80 122L79 123L77 122L78 120L76 118H74V117H76L75 114L73 116ZM80 111H81V113H80ZM103 111H105V112L103 113ZM91 112L92 113L94 112L92 116L89 114ZM65 113H67V114H65ZM100 113H102V116L107 114L105 116L108 119L107 120H106V118H105V120L102 119L105 116L102 117L100 115ZM26 114L29 117L26 116ZM46 114L49 115V118L46 116ZM68 114H70V116ZM157 114L159 117L156 116ZM10 115H11V117H10ZM56 115H58V116L56 117ZM64 115H65V117H62ZM71 115H72V117H71ZM80 115H82V116H80ZM87 115L88 116L90 115V117H89L90 120H89V118L87 119V117H88ZM97 115L101 116V118L100 117L97 118L98 122H96L94 120V119H96L95 117H97ZM22 116L24 118L26 116L27 118L24 119ZM66 116L68 118H70V120H72L73 118L75 120H77V121H74V119H73L72 121H74L75 124L77 123L78 126H75L74 123L72 121H69V119ZM78 116H79V118H78ZM14 117H16V118H14ZM60 117L62 119H64L63 120L64 122L59 121ZM11 118L16 119L15 122H14V119H11ZM38 118L40 121L38 120ZM40 118H42V119H40ZM56 118L58 121L54 122L53 120H55ZM65 118H67V119H65ZM18 119H20L21 122H23V119H24V122L22 123L23 125L20 124L21 122H19L17 124ZM48 119H51L52 121L48 120ZM86 119L89 120L90 124L89 123H87L88 125L84 124V121H87ZM10 120H13V121H10ZM37 121H38L37 124L43 123L44 125L42 124L41 127H40L41 124L37 126V124H36ZM48 121L52 124L46 125V124H48ZM59 122L64 124V126H63V127H65L64 133H66V134L70 133L71 134L70 136H72V137L70 138L71 141L69 143L66 142L63 146H60V148H62V149L60 150V148H59V152H57L58 154H56V153H51V151H50V149H51L50 148V143H51L50 142V135L60 125ZM66 122H69V123L71 122L70 123L71 125L70 124L67 125ZM91 122H94V123H91ZM99 122H101V123H99ZM165 122H166V125H165ZM57 123H59V125ZM96 123H98L99 125H101L103 123L104 125L99 126ZM160 123L163 126H161ZM171 123H173V124H171ZM177 123H179V125ZM12 124H15L16 126L18 125L19 127L18 126L15 127V125L12 127ZM53 124H54V126H53ZM79 124H80V126H79ZM180 124H183L184 127ZM45 125L47 126V128ZM83 125H86V126H83ZM89 125H92V127H94V128L89 129L91 127V126L88 127ZM96 125H98V126H96ZM33 126L34 127L36 126V127L32 128ZM48 126L52 127V129L51 128L49 129ZM172 126H173V129H171ZM178 126L181 129H179ZM98 127H100V129ZM169 127H170V129H168ZM9 128H10V130H9ZM14 128L15 129L18 128L17 131ZM102 128H106V129L104 130ZM12 129H14L16 132ZM29 129H33V130H29ZM67 130H68V133L66 132ZM81 130H83L84 132ZM27 131H30V132H27ZM35 131H37L39 133H37ZM74 131H75V133H74ZM13 132H15V133H13ZM33 132L36 133V138H34L35 134H33ZM27 133H28V135H27ZM29 133H30V135H29ZM174 133H176V134H174ZM40 134H43V135L40 136ZM82 134H83V137L85 136L84 139H82V137H81ZM102 134L106 135V136H103ZM178 134L181 135V137ZM31 135H33V136H31ZM45 135L46 136L49 135L48 136L49 139ZM39 136L41 138H40V140H37V139H39L38 138ZM45 137L47 138V143H46ZM9 138H10L11 142H10ZM12 139L14 140V138H12ZM8 140L10 143L8 142ZM24 140H23V142L25 143ZM41 140H42V142H41ZM28 142L29 141L27 140L26 143H28ZM24 143H23V147H22L23 149L25 148L24 146L27 145V144L25 145ZM82 143H81L82 146L87 147L85 142L82 141ZM71 144H72V146H71ZM136 144H135V147L137 146ZM207 144L209 147L206 146ZM211 144L214 146H212ZM3 145H0V146L3 147ZM203 145L206 147H204ZM6 147L9 148L11 151L8 149V152H7L5 149ZM190 147H191V149H190ZM65 148L67 150L62 151ZM192 148L194 149V151L192 150ZM196 149H198V150H196ZM158 150H159V154L163 155L165 153L164 150L161 149L160 147ZM14 151L16 154L13 153ZM53 151L54 150H52V152ZM69 151H72V154ZM135 151H137V150H135ZM135 151H131L130 154L134 155ZM67 152H69V153H67ZM64 153H66V154H64ZM207 153H209V155ZM18 154H22V155L18 156ZM10 155H11V157H14V156L19 157L18 159L14 158L13 161H15L14 162L15 165L13 164V161H11L13 158H11ZM230 155H232V156L229 157ZM5 157H6V159H5ZM104 157H105L104 158L105 160L104 159L103 160L105 162L107 160V162H108L109 157L106 154H104ZM106 157H107V159H106ZM9 158H11L10 161H7V159L9 160ZM191 158L188 159L190 161H188L186 169L184 167V169H185L184 172L188 169H192L193 172H192V170H189V172H188L189 174L193 173L194 176H196V177H199V176L202 177L200 172H198L197 169L196 170L194 169L195 168L194 160H191ZM19 159H21V160L17 161ZM109 161H110V159H109ZM252 161H254V163ZM190 162L192 163V166H191ZM218 162L220 165L218 164ZM20 164L22 167L20 166ZM188 164L192 168H190ZM44 165H45L44 167H46V168L48 167V164H44ZM143 166L145 167L144 164H143ZM143 166H141V167H143ZM89 168H91V171L88 170ZM137 168H138V166H137ZM251 168H252V170H251ZM28 169H30V168H28ZM49 169L47 168L48 171H49ZM58 169L60 171H58ZM20 170L21 171L23 170V171L19 172ZM54 170H56V171H54ZM195 171H197L198 173ZM224 172H226V173H224ZM20 173H23V174H20ZM57 174L60 176H58ZM221 174H223V176ZM21 175H23V177ZM224 176H225V178H224ZM221 177H223V178H221ZM56 178H59V179H56ZM68 179H69V181H68ZM183 179H184V177H183ZM222 179L223 180L225 179V180L223 181ZM219 181L220 182L223 181V182L220 183ZM255 181L258 183H255ZM59 182L61 185H59ZM61 182H63V183H61ZM171 182H173V183H171ZM186 183L191 184L190 182H186ZM64 184H65V187H64ZM175 184H177L176 189H175ZM199 184L204 185L205 187L204 186L201 187V185L199 186ZM223 184H225V185H223ZM97 185H101L104 188L102 190L105 192L98 190V193H97V191L94 190V188ZM173 185H174V187H173ZM211 185L213 188L215 187V190L212 191L214 197L216 196V198H219V199L221 197L220 200L223 202V206H224L223 209H219V208L217 210L215 209V212H209L210 210H207V208L205 210L201 209V208H197L195 206V204L192 202V199L190 198L191 194L194 192V188H200V190L202 191L203 189H206V188L210 187ZM62 187L64 188V190H61ZM42 188L47 189V195L44 197H42V193H39L42 190ZM65 188L66 189L68 188V189L66 190ZM90 188L91 189L93 188V189L90 190ZM182 188L185 191H182L183 190ZM60 190H61V192H60ZM232 190H234L236 192L237 198H239V199H237L236 196H234L236 194ZM93 191H95V194H93L94 193ZM99 191L103 192V193H100V194H102L101 196L99 195ZM189 191H191V192H189ZM90 192H92V194L94 196ZM188 192H189V195H188ZM179 193H180V195H179ZM182 194H183V196H182ZM95 195H99V197H96ZM104 195H106V196H104ZM102 196L106 197L105 201H103L104 199L102 198ZM131 197H133V198H131ZM234 199L236 200V202L234 201ZM234 202L236 204L238 202L239 203L236 206V204ZM132 203L134 204V206L132 205ZM229 203H230V207H229ZM23 204H25L24 207H23ZM183 204H184V206H183ZM166 205H170V206L172 205V207L169 206L170 209H168V206H166ZM181 206L185 207V208H182ZM173 207H175L176 209L174 211H170V210H172ZM231 208H235V211L236 210L237 211L236 212L234 211L235 213H232L233 216L231 215V217H230V209ZM48 209L53 210V211H54V209H58L59 211L64 209V211L67 212L66 214H68L70 212L69 215H71L72 218L69 219V221L67 220L68 223L65 221L66 219H64L65 216L62 218L58 217L55 220H54V218L50 217V218H48V220H49V222H50V220L51 221L54 220L55 224L58 225V226L57 225L54 226L55 229L53 232L57 231L55 233V235L58 236V234H59L60 240H65L66 242L70 243L72 241H76V237H78L77 238L78 242L76 241V243L74 242V244L72 242V244L74 246L75 245L78 246V247L76 246L77 247L76 249H75V247H72L71 249L69 247L67 248L64 244H62V246H61V242L50 239V237L48 235L49 232H47L46 230L43 229V223H44V221H46V219L42 220L43 219V218H41L42 214H40V212L42 210H48ZM90 209L91 210L96 209L97 219L102 218V219L107 220V221H104L102 219H100V220L98 219V221H100V222L95 224L94 226H92V224H89V221L84 217V212L90 211ZM21 212H23V213L25 212L24 214L26 217V221H25V219H22V221L20 223H18L17 225H15V224L12 225L13 222L15 221L14 216L18 215ZM28 212L29 213L31 212L32 214H29ZM172 212L174 214H172ZM208 212H209V214H207ZM219 212H225V213L227 212L229 214V216L228 215L223 216ZM237 212L239 213V215ZM26 215H28L29 217ZM58 215H55V217H57ZM211 215H214L216 217L215 220H212L211 218H210V220H208V218ZM206 216H207V218H206ZM235 216H237V217H235ZM238 217H239V220H238ZM36 218L39 220H37ZM200 218H202V219L200 220ZM225 218H227V219L225 220ZM178 219H179V221H178ZM204 220H206V221H204ZM235 220H237V222ZM39 221H40V223H39ZM60 221L62 223H65V224H62ZM63 221H65V222H63ZM210 221H211V223L209 224L208 222H210ZM230 221L232 223H230ZM254 221H255V223H254ZM195 222L199 224L200 228ZM73 223L74 224L76 223V224L74 225ZM87 223H88V227H87V225H84ZM193 223H195V225H193ZM212 223H213V226L211 225ZM227 223H230L231 225L230 224L228 225ZM256 223L258 224V226L257 225L255 226ZM40 224H41V227L39 226ZM98 224H100V225L103 224L101 227H104V228L99 227L100 225H98ZM224 224H225V226L226 225L227 226L226 227L223 226ZM82 225H84L85 227ZM192 225H193V227H192ZM209 225L211 226V228H209L210 227ZM215 225H217V226H215ZM235 225H237L238 227ZM16 226H18L17 228H19V229H16ZM25 226H27V230H29L28 234H26L25 232H27V231L23 229V228L26 229ZM38 226H39V228H38ZM61 226L62 227L64 226L63 229ZM75 226L79 227V229H83V232L85 234L84 233L80 234V232H82V230H80V232H78L79 231L78 228H74V230H75L74 231L72 228ZM243 226H245L246 228ZM247 226H249V227L247 228ZM59 227H60V229H59ZM97 227H99V228H97ZM194 227H195L196 231H195ZM89 228H90V230H89ZM91 228H93V229L91 230ZM204 228H205V230H204ZM251 228H253V229H251ZM40 229L41 230L43 229L44 231L42 230L43 231L42 232ZM101 229H103V231ZM233 229H239V230L235 231ZM12 230H15L16 232L19 231L20 233L19 232L16 233L14 231L12 232ZM198 230H199V233H196V232H198ZM91 231H95V232L92 233ZM105 231H107V233L109 235L106 234ZM207 231H209V232H207ZM45 232H47V233H45ZM228 232L230 234H228ZM261 232H264V228H261ZM77 233H78V235H77ZM111 233H113V234H111ZM205 233H207L206 234L207 236H205ZM208 233H211L210 235H212V236H210ZM18 234H19V236H18ZM88 234H89V236H88ZM91 234L94 236V237L92 236V238H94L93 241H92V238H90ZM103 234H104V237H103ZM10 235H11V237H10ZM46 235H48V236L46 237ZM68 235L71 237H75V239L72 240L73 238L70 239V237H69L70 240H68L67 239ZM80 235H81V237H80ZM193 235H195V236H193ZM196 235H198V236L196 237ZM248 235H250V236H248ZM18 237H20L21 239ZM259 237H261V236H259ZM80 238H82V239H80ZM97 238H98V240H97ZM210 238L212 239L213 243H210V241H211ZM222 238H223V240H222ZM261 239L263 241H259ZM259 240L255 241L256 247H258L257 250L259 251V253L261 255H264V236H262ZM57 242H58V244H57ZM214 242H215V244H214ZM216 242L221 243V245L216 244ZM257 242H258V244H257ZM55 244H57V245H55ZM208 244L210 246H208ZM212 244H214V245H212ZM86 246L89 247V249L86 248ZM68 250H70V251H68ZM93 250L94 251L97 250V251L94 252ZM87 256H89V257H87ZM91 257H93V258L91 259ZM59 258L60 259L63 258V260H59ZM98 258H100V259H98ZM32 261H33V263H32ZM263 262H264V258H263V261L261 262V264Z\"/></svg>",
    "mask_w": 264,
    "mask_h": 264
}]
</instances>
